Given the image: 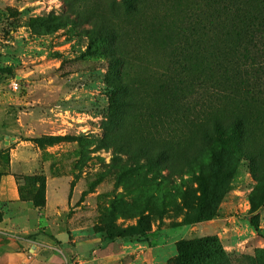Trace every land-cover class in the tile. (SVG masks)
<instances>
[{
  "label": "rangeland",
  "instance_id": "1",
  "mask_svg": "<svg viewBox=\"0 0 264 264\" xmlns=\"http://www.w3.org/2000/svg\"><path fill=\"white\" fill-rule=\"evenodd\" d=\"M100 21L133 52L136 70L148 69L145 81L181 71L184 0H145L136 11L123 0H0V108L34 146L33 174L50 194L34 223L38 186L21 181L22 227L80 264H264V108L227 159L233 174L214 216L197 221L206 208L201 184L212 186L215 169L194 117L171 109L167 83L108 128L132 148L171 149L175 170L134 162L106 141L111 90Z\"/></svg>",
  "mask_w": 264,
  "mask_h": 264
},
{
  "label": "trees",
  "instance_id": "2",
  "mask_svg": "<svg viewBox=\"0 0 264 264\" xmlns=\"http://www.w3.org/2000/svg\"><path fill=\"white\" fill-rule=\"evenodd\" d=\"M144 2L123 0L130 11H136ZM93 23L98 30L103 29L99 36L105 33L106 37L102 53L108 62L106 84L111 90L109 113L104 122L106 141L116 154L134 162L175 170L171 149L132 148L115 139L108 128L109 123L118 121L124 109H141L153 98V91L162 93V84L167 83L171 109L177 113L183 111L186 120L194 117L195 139L205 145L212 158L214 180L210 188L201 184L206 208L197 221L211 218L214 216L212 203L223 195L224 185L233 174L227 159L238 149L235 142L248 132L254 110L264 108V0H184V29L181 30H184V40L176 45L182 57L176 62L181 71L168 75L163 83L160 78L151 81L150 74L146 81L143 79L148 69L136 70L133 52L117 47L115 28L102 21ZM226 143L232 148L215 150ZM0 157L7 158L2 152ZM17 180L20 201L23 200L21 181L36 183L33 207L43 209L45 182L35 175L19 176ZM38 195L43 196L41 201ZM251 206L256 208L253 201ZM254 227L259 231L257 225Z\"/></svg>",
  "mask_w": 264,
  "mask_h": 264
},
{
  "label": "crops",
  "instance_id": "3",
  "mask_svg": "<svg viewBox=\"0 0 264 264\" xmlns=\"http://www.w3.org/2000/svg\"><path fill=\"white\" fill-rule=\"evenodd\" d=\"M10 117L8 111L0 108V152L7 156L6 159L0 157V264H63L64 254L50 240L31 236V228L22 227L24 208L17 178L36 174L39 161L34 146L18 134L19 129L11 123ZM45 197L48 210L49 187ZM7 210L18 214L17 219L12 214L7 215ZM33 211L36 223L39 212Z\"/></svg>",
  "mask_w": 264,
  "mask_h": 264
},
{
  "label": "built area",
  "instance_id": "4",
  "mask_svg": "<svg viewBox=\"0 0 264 264\" xmlns=\"http://www.w3.org/2000/svg\"><path fill=\"white\" fill-rule=\"evenodd\" d=\"M63 264H80V263L76 259L74 260V259H70L67 256L66 257L64 256Z\"/></svg>",
  "mask_w": 264,
  "mask_h": 264
}]
</instances>
